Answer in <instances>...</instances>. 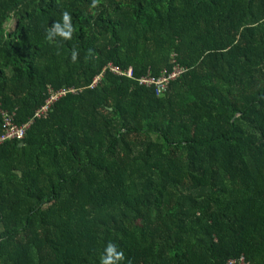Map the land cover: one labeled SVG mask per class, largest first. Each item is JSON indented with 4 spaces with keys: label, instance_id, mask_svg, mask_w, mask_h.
I'll list each match as a JSON object with an SVG mask.
<instances>
[{
    "label": "trees",
    "instance_id": "obj_1",
    "mask_svg": "<svg viewBox=\"0 0 264 264\" xmlns=\"http://www.w3.org/2000/svg\"><path fill=\"white\" fill-rule=\"evenodd\" d=\"M91 5L0 0V264H264V0Z\"/></svg>",
    "mask_w": 264,
    "mask_h": 264
},
{
    "label": "built area",
    "instance_id": "obj_2",
    "mask_svg": "<svg viewBox=\"0 0 264 264\" xmlns=\"http://www.w3.org/2000/svg\"><path fill=\"white\" fill-rule=\"evenodd\" d=\"M115 73L119 75L126 76L128 78H133V71L132 69L127 70L126 72H122V70L113 69ZM182 69L179 65H175L169 74H163L157 78L154 77H143L138 80L139 85H143L146 87H151L154 90L156 96H160L166 90L170 81L174 80L180 73ZM100 77H96L90 84V88H93L97 82L99 81ZM69 92L75 93V90H70ZM66 94V91L61 92H54L50 90V96L46 100V103L40 108L37 109L33 117L25 124L22 125H15L10 117L6 112H4L0 107V124H1V134H0V143L3 141L9 140H21L24 138L25 133L29 126L35 119L43 118L48 115L51 107L53 104L63 95ZM244 262L243 256H240L237 259L231 258L226 261V264H240Z\"/></svg>",
    "mask_w": 264,
    "mask_h": 264
},
{
    "label": "clouds",
    "instance_id": "obj_3",
    "mask_svg": "<svg viewBox=\"0 0 264 264\" xmlns=\"http://www.w3.org/2000/svg\"><path fill=\"white\" fill-rule=\"evenodd\" d=\"M99 3V0H92V7H96ZM71 15L69 12L64 11L62 13V23L54 22L51 28L47 31L46 38L51 40L55 36H59L63 39H71L74 28L71 23ZM77 59V52L73 50L72 52V61L75 62ZM116 246L109 243L105 251L108 253L107 257H102L101 264H116L117 261L122 260L123 252L116 253ZM130 264V262H129Z\"/></svg>",
    "mask_w": 264,
    "mask_h": 264
},
{
    "label": "rangeland",
    "instance_id": "obj_4",
    "mask_svg": "<svg viewBox=\"0 0 264 264\" xmlns=\"http://www.w3.org/2000/svg\"><path fill=\"white\" fill-rule=\"evenodd\" d=\"M6 27H11L12 26V21L11 20H8V21H6V25H5Z\"/></svg>",
    "mask_w": 264,
    "mask_h": 264
}]
</instances>
